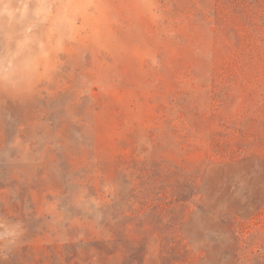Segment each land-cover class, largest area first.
<instances>
[{
	"label": "rangeland",
	"instance_id": "374dc122",
	"mask_svg": "<svg viewBox=\"0 0 264 264\" xmlns=\"http://www.w3.org/2000/svg\"><path fill=\"white\" fill-rule=\"evenodd\" d=\"M0 264H264V0H0Z\"/></svg>",
	"mask_w": 264,
	"mask_h": 264
}]
</instances>
